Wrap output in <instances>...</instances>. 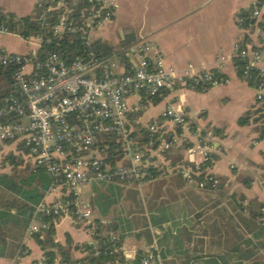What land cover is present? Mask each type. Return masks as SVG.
I'll list each match as a JSON object with an SVG mask.
<instances>
[{
    "label": "crops",
    "instance_id": "crops-1",
    "mask_svg": "<svg viewBox=\"0 0 264 264\" xmlns=\"http://www.w3.org/2000/svg\"><path fill=\"white\" fill-rule=\"evenodd\" d=\"M36 1L0 0V9L26 16ZM106 1L110 17L88 31V40L112 49L105 58L112 72L130 69L138 60L137 49L144 47H153L163 66L175 72V84L162 90L159 100L127 96L130 132L156 121L176 142L154 159L155 173L149 180L91 185L79 192L78 199L91 211L88 224L71 214L51 219L53 243L62 248L68 264H85L80 261L89 255L87 247L96 249L99 226L100 236L110 235L113 239H108L117 243L110 249L113 260L104 264H135L152 245L164 264H232L237 261L230 252L232 244L242 252L250 248L252 257L240 260L253 264L250 261L263 252L259 243L264 241L247 229L256 224L249 219V202H259L264 209V137L256 128L263 123L250 119L245 125L237 124L258 103L254 87L237 73L233 55L236 45L257 48L264 42V21L249 15L243 24L240 17L250 14L255 0ZM24 48L9 52L23 53ZM189 66L211 72L219 84L196 89L183 78ZM167 107L182 113L188 128L181 130L162 117ZM196 138L208 149L210 173L218 187L199 189L180 172L182 167L194 169L201 163L199 154L190 153ZM14 149V143L0 144V172L9 170L2 161ZM65 195L64 188L51 187L42 204ZM23 244L25 254L0 258V264H45L43 251L30 235L25 233ZM53 251V264H67Z\"/></svg>",
    "mask_w": 264,
    "mask_h": 264
},
{
    "label": "built area",
    "instance_id": "built-area-1",
    "mask_svg": "<svg viewBox=\"0 0 264 264\" xmlns=\"http://www.w3.org/2000/svg\"><path fill=\"white\" fill-rule=\"evenodd\" d=\"M91 6L81 19L83 51L81 56L66 60L61 53L45 52L40 58L38 35L20 38L0 25V36L18 39L26 48L23 53L9 52L0 48V67L13 66L11 90L0 102V142L20 144L26 151L32 166L42 169L53 178L52 188L66 190V195L50 204H40L35 212H43L52 219L71 214L88 224L90 208L81 202L79 187L94 184H140L149 180L154 159L175 144V137L165 138L152 121L146 129L155 134L154 140L138 147L130 137L126 98L140 94L151 98L175 84V72L163 66L153 47L138 48V60L130 69L114 73L107 60L97 58L89 47L88 31L110 17L106 0H88ZM250 17L264 21V0H255ZM39 16L38 20H42ZM61 18L53 27V35H59L64 26ZM234 58L243 62L241 76L251 79L256 70L257 102L264 100V42L257 48L236 45ZM183 78L192 86L213 87L219 79L211 72L192 69L183 72ZM168 122L181 130L189 122L182 113L165 108L162 112ZM104 138L113 139L119 159L108 161ZM156 147H152L153 143ZM196 138L190 153L199 154L201 163L194 169L180 168L183 177L199 188L206 184L215 188L217 179L210 173L207 147ZM142 148V149H141ZM202 174L201 181L193 177ZM262 223L264 224V209ZM46 224L30 222L26 234L44 229ZM109 239H113L108 235ZM130 264V263H122ZM135 264H164L157 248L152 245Z\"/></svg>",
    "mask_w": 264,
    "mask_h": 264
},
{
    "label": "trees",
    "instance_id": "trees-1",
    "mask_svg": "<svg viewBox=\"0 0 264 264\" xmlns=\"http://www.w3.org/2000/svg\"><path fill=\"white\" fill-rule=\"evenodd\" d=\"M90 6L91 3L88 0H76L74 2L71 0H37L31 12L26 16L17 17L12 13L3 12L0 9V25L4 26L8 32L14 33L20 38L38 35L40 37V47L36 53L38 58L45 52L54 51L61 53L66 60H70L82 54L83 46L80 40V29L82 27L81 19L86 16L85 10ZM41 15L43 19L38 20V17ZM62 17H64L62 21L64 28L59 35H53V27L58 26ZM240 17L243 20V24L246 23V20H249L247 19L249 17L248 13H242ZM89 47L97 58L105 59L112 53L111 48L99 46L98 44L90 43ZM234 61L236 62L237 73L241 76L243 62L237 58H234ZM13 70V66L0 67V102L11 90V73ZM124 70H129V67L126 66ZM251 74V79L244 80L254 87L257 81L256 70L253 69ZM194 87L200 90L204 89L206 86H200V84H198ZM164 93L165 92L161 90L159 95H164ZM140 95L144 97L142 93H140ZM159 95L151 98H144L155 100ZM257 103L258 106L256 109L245 112L238 118L237 124L245 125L250 119L254 123L262 122V125L256 127L262 138L264 137V100ZM175 133H179L178 128L175 129ZM154 136L155 134L150 133L147 129H139L135 131V133L130 132V137L136 142L138 147L146 145L148 140H154ZM168 136L170 137L169 133L165 134L166 139H168ZM103 139L106 140L103 143L107 144V149L105 151L107 160L111 162L118 160L119 155L114 140L104 137ZM7 143L8 142H0V144ZM156 146L157 143L154 142L152 147L154 148ZM14 148V152L5 154L2 161L3 166L9 168V170L7 172H0V258L12 259L16 255L21 256L25 254L23 239L28 225L34 220L37 223L46 224L44 229L30 234L35 243L43 251L45 264H53L55 256L53 250H56L60 255L61 262L68 264L62 248L53 243L52 217L50 215H45L43 212H35L37 207L42 204L46 192L55 182L53 178L42 169L32 166L27 160L25 149L22 148L20 144H14ZM154 173L155 167L151 169V176H153ZM202 176V174H199L198 176H194L193 179L199 182L202 180ZM99 186L100 184L92 185L93 188ZM218 186L219 182L217 180L216 187ZM203 189L212 188L206 184ZM248 207L249 219L255 221L256 224H249L247 229L250 232L256 233L259 237H264V224L261 219L263 215L261 211L263 209V204L253 201L249 202ZM95 231L94 237L98 241L97 247L95 250L87 247L89 255L83 258L80 263L104 264L105 262L113 260V256L110 255V249L117 243L111 242L107 237L100 236L98 234L101 231L99 226ZM233 233L234 236H237L235 230H233ZM238 239H240V237ZM246 244L247 242L244 246H247ZM246 248H248V246ZM259 249H263V252L250 261L253 264H264V241L259 243ZM95 252L97 254L93 256ZM230 252H234L233 258L237 259V261L235 260L232 264H241V256L245 259H250L252 257L250 248L246 251L244 249L242 252L236 244L230 246ZM237 253L249 254L246 256L238 255Z\"/></svg>",
    "mask_w": 264,
    "mask_h": 264
},
{
    "label": "rangeland",
    "instance_id": "rangeland-1",
    "mask_svg": "<svg viewBox=\"0 0 264 264\" xmlns=\"http://www.w3.org/2000/svg\"><path fill=\"white\" fill-rule=\"evenodd\" d=\"M90 40H92V37L90 36ZM0 46H2L4 49L6 50H13V51H23V45L20 43V41H18V39L16 38H12V37H0ZM25 49V48H24ZM89 188L88 187H79L78 191L80 193L84 192V191H88Z\"/></svg>",
    "mask_w": 264,
    "mask_h": 264
}]
</instances>
